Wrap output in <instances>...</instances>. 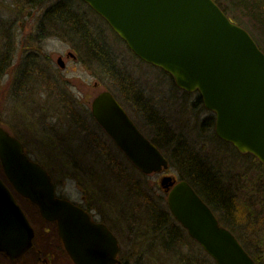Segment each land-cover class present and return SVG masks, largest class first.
<instances>
[{
	"label": "water",
	"instance_id": "water-1",
	"mask_svg": "<svg viewBox=\"0 0 264 264\" xmlns=\"http://www.w3.org/2000/svg\"><path fill=\"white\" fill-rule=\"evenodd\" d=\"M100 15L133 54L171 75L176 86L199 93L216 115L215 133L240 154L264 165V52L251 34L214 0H82ZM64 67L62 59L58 61ZM96 122L142 174L169 169L161 150L137 127L110 91L92 103ZM0 161L14 190L57 222L74 264H117L118 241L73 203L56 196L51 176L0 127ZM168 206L176 221L217 264H257L238 238L186 181L166 176ZM34 231L0 177V252L19 258Z\"/></svg>",
	"mask_w": 264,
	"mask_h": 264
},
{
	"label": "rangeland",
	"instance_id": "rangeland-1",
	"mask_svg": "<svg viewBox=\"0 0 264 264\" xmlns=\"http://www.w3.org/2000/svg\"><path fill=\"white\" fill-rule=\"evenodd\" d=\"M215 1L264 49L263 28L251 18L238 0ZM69 3L115 55L121 75L107 77L104 74V77L100 73L103 65L82 63L75 46L68 39L59 36L55 29L45 28L39 32L42 4L28 0H0V126L20 137L26 153L48 168L60 194L75 201H81L85 195H97L99 208L96 202L94 207L99 212L101 209L109 225L115 227L130 264H193L196 262L191 260L190 263H183L181 258L193 249L197 257H202L204 250L198 244H192L193 249L186 243L182 247L167 249L154 234L151 209L168 207V193L161 187V182L166 176L180 181L178 171L170 167L162 173L146 176L126 157L123 158L116 146L114 149L108 141L113 153L120 155L122 160L117 170L122 173L120 177L112 169L113 165L105 160L103 150L96 145V141L88 140L84 130L73 128V124H70L71 121L59 107L57 117L52 119L42 111L43 106L38 109L32 102L13 98L11 82L17 69L26 63L32 65L30 63L37 60L42 61L43 66H48L47 62L51 61L57 68L58 77L65 82L62 91L71 100L78 99L84 107L90 108V101L93 102L98 94L110 91L141 131L152 137L151 125L144 120L140 107L147 100L149 105L151 103L154 106L159 117L165 118L177 133L186 138L187 145L222 176L225 185L238 186L242 191L241 195L251 199L249 204L259 218L255 225L259 226L258 234L255 238V235L250 236L251 240L241 234L252 253L264 264V178L257 173L258 169L254 165L258 160L256 162L247 154H240L233 145L217 137L215 126L207 120L216 115L205 108L204 104L199 105L198 93L183 92L163 70L137 58L107 22L82 0H71ZM68 54L73 57L69 58ZM60 59L64 63L63 68L58 63ZM137 100L141 104L138 105ZM72 107L76 108L77 104H72ZM73 113L86 116L81 110ZM59 124L65 126L64 131H60ZM90 124V127L84 129L94 133L95 137L100 136L102 133L95 122L89 119V123L85 125ZM65 130L68 133H61L66 132ZM103 139L104 136L100 140L101 145ZM0 175L14 195L21 199L6 179L1 161ZM136 182L143 188L145 195L139 196L133 192L137 191L134 189ZM21 203L30 218L41 226L44 221L37 209L23 200ZM110 218H115V222ZM245 229L242 228V232Z\"/></svg>",
	"mask_w": 264,
	"mask_h": 264
},
{
	"label": "trees",
	"instance_id": "trees-1",
	"mask_svg": "<svg viewBox=\"0 0 264 264\" xmlns=\"http://www.w3.org/2000/svg\"><path fill=\"white\" fill-rule=\"evenodd\" d=\"M28 1L38 5L42 4L40 5V9L43 10V13L38 26L39 32H42L45 28L55 29L59 36L68 39L69 42L73 44L72 46H75L74 48H76L77 52L80 54L79 57L82 63L87 65L92 63L103 65V71L100 72L103 76L104 74H107V77L116 76L117 74L121 75L118 71L119 68L115 55L106 46L103 40L98 38V36L90 30L88 23L73 10V5L69 3L71 0ZM238 2H240L243 9H245L251 18L264 30V0H238ZM257 44L264 52L260 44L258 42ZM105 68L107 73L105 72ZM169 77L171 76L169 75ZM136 102L138 105L141 104L140 100ZM198 103L199 105L203 104V100L200 96L198 97ZM140 107L145 117L144 120L151 125L152 137H150L149 134H145L166 156L169 161V167H173L178 171L181 180L188 182L195 189L199 196H201L213 210L220 224L229 229L238 238L245 250L257 264H262L252 253L248 244H246V240L243 239L244 235L251 240L250 236L253 237L255 235V238L258 234L257 229L259 226L255 227V225L258 223L257 221H259V218L249 204L251 199H246L244 195H241L242 191H240L241 189L239 190L238 186L233 187L231 185H225L222 176H219L218 172L215 171L213 167L209 166L201 156H198L199 154L197 152L187 145L186 138L182 134L177 133L165 118L162 116L159 117L151 103L149 105V102L146 100ZM68 113L70 114V112ZM64 114L68 115L66 112H64ZM77 116H82V114L73 115V117ZM89 119L91 118H84L78 123L71 122L70 124H73L78 130L87 132L88 130L84 128L89 127V125H85L89 123ZM207 120L211 121L210 124L215 126V116ZM64 127L63 125L60 131H64ZM92 136L91 141H96V145L103 150L105 160L109 162V164H112V169L122 177L121 171H117L121 166L122 160L119 157L120 155L113 153V149L110 148L108 141L114 146V149L115 144L104 134L105 139H103V145H98L99 137H95L93 134ZM119 154L125 158L122 153ZM247 156L253 158L257 162V159L252 155ZM254 165L256 169H258L257 173L264 178V165L259 161ZM134 185V189L137 191L133 192L137 193L139 196L146 194L142 192L143 188L138 182ZM146 203H148V201H146ZM151 210L152 221H154L155 225L154 234L161 239L164 248L170 249L175 246L182 247L185 243L191 245V247L192 244H197L189 236L187 230L175 220L168 207L165 209L162 207L160 209L153 207ZM242 228H246L245 232H242ZM202 252V257H197L193 249L188 255L181 258V262L190 263L192 260L196 262L193 264H198V261H201L200 264H217L205 251Z\"/></svg>",
	"mask_w": 264,
	"mask_h": 264
},
{
	"label": "flooded vegetation",
	"instance_id": "flooded-vegetation-1",
	"mask_svg": "<svg viewBox=\"0 0 264 264\" xmlns=\"http://www.w3.org/2000/svg\"><path fill=\"white\" fill-rule=\"evenodd\" d=\"M68 57L72 58L73 56H72V54H68ZM74 58H76V57L74 56ZM22 64L24 65L23 62H22ZM28 64L29 63H26V65L21 66L20 69L18 68L19 71L17 69L16 75L12 78L11 91L13 92V94H12L13 98L21 99L27 103L32 102L34 105H36L38 107V109L41 106H43L44 108H42V111H44V113H47L48 116H50L52 119L57 117L58 107H59V110H61L62 112H66L68 114V115H66L67 116L66 118L69 119L71 122L78 123L79 121L83 120L84 118L90 117L92 119V121L95 122V125L98 127L99 131L102 133V134H100V136H98L99 137L98 138V145L99 144L101 145L100 140L102 139L104 134L110 139V137L105 133V131L100 127V125L95 121V119L93 117V113H92V103L93 102L90 101V104H89L90 108H86V107H84V105L82 103H79L78 99H72L73 100L72 101L71 98H69V95L66 92L62 91L61 88L65 82L61 77L60 78L58 77L57 68H55V66L53 65V63L51 61L49 63L47 62L48 66H45V65L43 66L42 61L38 62L37 60H33V62L30 63L32 65H28ZM40 64H41V66H40ZM27 67H29V68H27ZM5 71H6V69L4 70V72ZM12 71H13V69H12ZM58 96H59V98H58ZM72 104H77V107L72 109L73 108ZM122 107L124 108L123 105H122ZM76 110L83 111V114H85L86 116L82 115V116L73 117V115H74L73 112ZM67 111L70 112V114ZM125 111H126V109H125ZM35 114L36 113H34V116H35ZM130 118H131V116H130ZM134 123H135V121H134ZM59 126H60V128L63 127L60 124H59ZM77 126H78V124H77ZM90 126L91 125H89V127ZM73 128H76V127L73 125ZM65 131L66 132H61V133H68V130H65ZM85 133H86V138L88 140H92V137H93L92 134L94 135V133H92V132L90 133L89 131H87ZM10 134L12 136L16 137L17 139H19L23 144V140H21L20 137L16 136L15 134H12V133H10ZM113 144H115V143L113 142ZM23 146H24V144H23ZM116 148H117V146H116ZM24 149L26 151V147H24ZM30 158L32 159V157H30ZM32 160H34V159H32ZM34 161H36V160H34ZM36 162H38V161H36ZM41 166L44 167L43 164H41ZM47 171H49V170H47ZM48 173L52 177V180L55 184L56 196L58 198L67 200V201L73 203L74 205L78 206L79 208L83 209L90 216V219L92 222H94L96 224L106 225L108 227V229L111 231V233L116 237V239L118 241V246H119V251H118V254L116 257V259L118 261L117 264H130L128 262L129 257L126 256L125 250L122 248L121 238H120L119 234L117 233L115 227H112L111 225H109L110 223H108L106 221V219L104 217V213L102 212L101 209H100L101 212H99L94 207L95 202L97 204V201H96L97 195H90V196L85 195L81 198V201H75L70 197L63 196L62 194H60L57 183H56V181H54L51 172L49 171ZM2 179H3V177H2ZM14 196L17 200L18 205L21 207L23 212L26 214V216L29 219L30 224L33 228L34 235H33V239H32V246L25 254L21 255L19 258H16V259H11L7 254L0 252V264H74L73 260L71 259L70 255L68 254L64 240L62 239V237L60 235L58 223L57 222H49V221L45 220L41 216L38 207L36 205H34L33 203H31L30 200H28L22 196H21V199L16 197V195H14ZM21 200L28 202L29 204L34 206L35 209H37V212L39 213L40 217L44 221V223L41 226L36 224L30 218L27 211L24 209V207L21 203ZM97 206H98V204H97ZM98 208H99V206H98ZM110 220L115 222V218L114 219L110 218Z\"/></svg>",
	"mask_w": 264,
	"mask_h": 264
}]
</instances>
